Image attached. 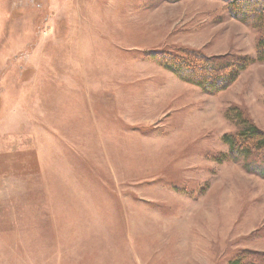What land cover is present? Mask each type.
Masks as SVG:
<instances>
[{
  "label": "rangeland",
  "instance_id": "obj_1",
  "mask_svg": "<svg viewBox=\"0 0 264 264\" xmlns=\"http://www.w3.org/2000/svg\"><path fill=\"white\" fill-rule=\"evenodd\" d=\"M258 35L221 0H0V264H264L223 140L264 132ZM185 49L253 62L208 94L143 58Z\"/></svg>",
  "mask_w": 264,
  "mask_h": 264
},
{
  "label": "trees",
  "instance_id": "obj_2",
  "mask_svg": "<svg viewBox=\"0 0 264 264\" xmlns=\"http://www.w3.org/2000/svg\"><path fill=\"white\" fill-rule=\"evenodd\" d=\"M221 1L227 4L232 18L257 29L259 35L255 45V60L264 61V0ZM143 58L208 94H216L227 88L238 73L244 70L249 62H253L249 59H237L230 63L224 61L225 57L210 58L191 49L176 53L148 51ZM230 112L239 127L235 133L223 137L228 148L226 157L228 160H242L246 171L257 172L264 178V132L242 120V114L238 110L232 109ZM231 264H240V261L235 260Z\"/></svg>",
  "mask_w": 264,
  "mask_h": 264
},
{
  "label": "bare ground",
  "instance_id": "obj_3",
  "mask_svg": "<svg viewBox=\"0 0 264 264\" xmlns=\"http://www.w3.org/2000/svg\"><path fill=\"white\" fill-rule=\"evenodd\" d=\"M74 56L76 58V63L74 64V67L75 69L77 70V72H80L81 71V66L79 65L80 61H81V56H82V53L81 52H76L74 53ZM85 68V66H83ZM76 77V75H75Z\"/></svg>",
  "mask_w": 264,
  "mask_h": 264
}]
</instances>
